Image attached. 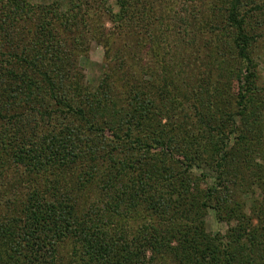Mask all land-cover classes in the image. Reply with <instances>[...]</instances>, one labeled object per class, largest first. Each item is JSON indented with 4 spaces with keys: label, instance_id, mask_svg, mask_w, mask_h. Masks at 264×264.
I'll list each match as a JSON object with an SVG mask.
<instances>
[{
    "label": "trees",
    "instance_id": "obj_1",
    "mask_svg": "<svg viewBox=\"0 0 264 264\" xmlns=\"http://www.w3.org/2000/svg\"><path fill=\"white\" fill-rule=\"evenodd\" d=\"M0 36V264H264V0H0Z\"/></svg>",
    "mask_w": 264,
    "mask_h": 264
},
{
    "label": "rangeland",
    "instance_id": "obj_2",
    "mask_svg": "<svg viewBox=\"0 0 264 264\" xmlns=\"http://www.w3.org/2000/svg\"><path fill=\"white\" fill-rule=\"evenodd\" d=\"M11 1V0H8ZM22 2L26 4L31 5H55L58 7H62L63 10L67 9L68 7V0H21ZM3 36H0V39H2ZM258 59V72L260 75V83L262 86H264V42L260 43V46L257 49ZM79 68L84 74L86 82L92 86L96 87L101 77L104 73L105 65H104V50L101 46H99L96 43H92L90 47V51L87 56H83L79 61ZM240 84L238 82L235 83V92L237 93L239 90ZM7 129V130H6ZM6 131V132H5ZM1 135L3 136V141H7L10 139V136H12V130L10 125L7 123L4 125ZM6 181L10 182L14 179L21 181L24 183V187L22 188V193L26 192L27 189L32 185L33 180H37V186L42 185V182H40L39 178L37 176H34L31 173V169L24 165H18L16 167H10L8 171H6ZM42 181V180H41ZM34 183V182H33ZM36 183V182H35ZM97 188H99V183L96 185ZM200 190H204L203 188H199ZM100 190H92L93 194L99 195ZM90 196V194H89ZM96 202V198H91V205H93ZM101 208H103L102 205H100ZM207 231L210 234H217L220 233L222 235H225L227 233V230L229 229L228 225L224 223H219L213 211H209L207 213V216L205 218ZM106 224V223H103ZM61 255L65 259L66 263L68 264H77L72 260V254L71 250L69 248H65L61 251Z\"/></svg>",
    "mask_w": 264,
    "mask_h": 264
}]
</instances>
